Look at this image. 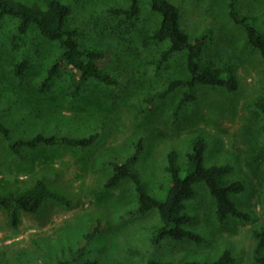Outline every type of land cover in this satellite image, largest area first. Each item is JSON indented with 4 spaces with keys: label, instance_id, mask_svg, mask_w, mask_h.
I'll return each mask as SVG.
<instances>
[{
    "label": "rangeland",
    "instance_id": "374dc122",
    "mask_svg": "<svg viewBox=\"0 0 264 264\" xmlns=\"http://www.w3.org/2000/svg\"><path fill=\"white\" fill-rule=\"evenodd\" d=\"M170 1L181 7L182 27L189 34L214 29L205 56L235 61L240 82L235 91L202 87L196 103L176 121L172 109L181 90L139 113L141 97L147 91L186 74V52L177 53L161 73L150 63L159 47L144 48L141 39L160 24L161 17L146 0H141V13L134 21L106 12L110 6H126L125 0H80L74 4L70 20L83 25L79 41L103 50L106 58L100 65L119 81L107 86L91 79L74 96L72 88L79 74L71 66L64 67L51 90L40 93L37 89L39 78L60 50L59 44L44 38L36 26L21 33L17 18L0 16V112L9 124L12 140L39 133L72 138L99 133L88 147L56 144L24 148L23 160L8 149L12 140L0 134V190L25 189L46 174L49 187L67 199L46 200L38 213L22 211L17 227L0 207V264H57L59 259L77 255L79 247L85 250V258L96 257L103 264H145L151 255L174 262L213 260L225 249L236 255L235 264H258L253 258L256 239L252 230L264 224V118L248 103L264 94L263 59L232 21L229 0ZM242 5L244 11L263 17L259 25L264 29V0H242ZM25 55L31 57V65L19 80L14 64ZM199 133L208 143L205 164L230 165L233 169L228 177L245 182L246 190L234 198L254 219L219 223L214 199L199 182L195 185L197 198L187 201L183 210L191 217L186 227L205 240L195 243L168 238L154 251L148 238L158 221L157 213L127 215L126 209L136 204L133 183L127 179L106 188L112 168L102 161L122 160L144 134L137 167L150 191L163 196L168 151L178 150L184 163L190 141ZM88 233L93 235L89 240ZM133 249L141 253L135 254Z\"/></svg>",
    "mask_w": 264,
    "mask_h": 264
},
{
    "label": "trees",
    "instance_id": "16d2710c",
    "mask_svg": "<svg viewBox=\"0 0 264 264\" xmlns=\"http://www.w3.org/2000/svg\"><path fill=\"white\" fill-rule=\"evenodd\" d=\"M80 0H42L28 3L23 0H0V16H11L19 20V32L25 33L30 27L36 26L41 35L49 41L59 44L60 50L50 61L43 75L39 78L37 89L46 93L60 77L65 66L73 67L79 74L74 82L72 95H77L83 84L89 80H96L107 86H115L118 79L111 72L104 69L100 62L106 58V53L98 48H89L79 41L83 33V25L71 22L70 15L74 4ZM126 6H110L107 13L123 17L127 21H134L141 13V0H125ZM149 7L161 17L160 24L142 35L141 44L144 48L159 47L150 58L155 72L161 73L170 67L173 57L180 52H186V74L174 78L160 87L147 91L141 97L139 113L144 114L154 102L166 98L171 93L181 90L173 109L172 118L176 121L181 113L196 103L202 87L213 86L235 91L239 88L237 64L235 61H216L205 56L206 44L213 40L215 31L207 27L199 34L191 35L182 27L181 7L170 0H146ZM229 14L234 22L245 33L249 44L256 49L264 62V29L259 25L262 16L244 11L242 0L228 1ZM31 65V57L23 56L15 62V73L19 80H23ZM248 105L257 109L264 118V94L255 97ZM9 124L0 112V134L12 140ZM138 137L133 142L134 149L122 160H103L111 166L112 174L104 183L106 188L118 186L129 179L133 183L136 194V204L128 209L127 215H145L155 211L158 215L157 223L152 227L148 241L151 247L157 248L168 238L189 240L202 243L203 235L189 229L186 224L191 217L183 210L187 201L197 198L195 185L202 182L208 188L214 199L216 220L225 224L230 220L249 222L254 219L252 212L242 209L236 202L235 196L246 190V184L238 178L232 179L228 175L232 166L224 164L206 165L204 157L208 148L203 133L194 136L185 153L184 163L181 154L176 149L167 153L164 166L166 185L161 186L166 192L157 196L150 191L148 181L142 176L137 167L141 153L144 150L146 136ZM99 138V133L86 137H64L56 135L37 134L29 138L20 137L10 142L8 149L21 160L24 159L23 149H36L41 145L65 144L76 147H88ZM48 176L42 174L33 185L20 190H0V207L7 211L9 222L17 227L21 222V212L38 213L46 200L67 202L64 195L53 191L48 185ZM164 190V191H165ZM97 229L99 226H96ZM95 229V230H97ZM252 235L256 239L253 258L258 264H264V224L253 228ZM93 237L88 233L86 238ZM133 253L141 251L133 249ZM83 247L78 248L77 255L72 258H62L57 264H103L99 258H85ZM236 255L230 249H225L216 259L174 262L148 257L145 264H235Z\"/></svg>",
    "mask_w": 264,
    "mask_h": 264
}]
</instances>
